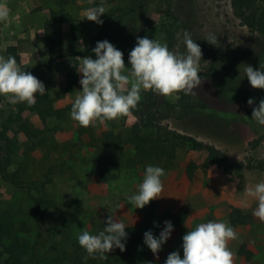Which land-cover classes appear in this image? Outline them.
I'll return each mask as SVG.
<instances>
[{
  "label": "rangeland",
  "instance_id": "1",
  "mask_svg": "<svg viewBox=\"0 0 264 264\" xmlns=\"http://www.w3.org/2000/svg\"><path fill=\"white\" fill-rule=\"evenodd\" d=\"M100 3L0 0L11 13L8 22H0V55L7 57V46L15 45L21 67L42 81L46 90L43 96L37 94L32 106L13 105L0 96V149L2 145L4 152L11 154L8 163L0 165L5 167L4 174L0 172V208L12 215L18 234L29 241L25 264L55 258L58 262L51 263L70 264L65 261L66 254L69 257L81 249L76 231L96 234L94 226L105 227L110 216L127 226L128 238L125 250L114 249L103 264H164L173 251H180L183 258L182 237L199 223H230L232 207L251 215L246 224L230 223L239 235L238 240L229 242L235 253L234 264H264V222L253 216L257 201L246 193V189L264 181V167L257 166L264 159V126L251 119L253 108L264 99V89L251 87L243 72V64L254 69L264 66V33L250 32L241 25L232 13L230 0H172V12L186 22L175 50L185 51L182 35L188 30L202 49V83L194 89L196 95L184 98L180 93L165 97L146 90L139 103H155L161 109L169 104L173 110L162 123L226 152L232 171L205 177V152L191 155L188 149L181 150L176 173L162 178L163 196L139 209L128 203L127 197L136 192L147 165L162 167V163L136 155L127 132L130 118L121 116L85 128L71 119L70 112L82 90V74L74 67L78 64L76 57L95 59L92 49L98 41L108 40L128 61L138 33L149 32L147 21L153 5L132 13V0H104L107 13L101 16L103 25H98L85 16L89 8ZM19 5L31 11L23 14ZM48 9L67 14L75 25L71 30L68 23L61 24L68 54L54 62L51 59L56 53H49L44 43L43 22ZM72 31L79 36L75 43ZM209 33L218 37L216 45L204 40ZM222 55L232 60L218 65L215 57ZM69 76H75L72 85ZM249 98L254 100L251 106ZM189 107L194 110L188 112ZM191 159L197 168L188 179L184 170ZM102 168L116 173V178L101 181ZM179 212H186V217L180 227L174 228L157 259L144 245V233L151 230L158 236L164 221H171L167 214Z\"/></svg>",
  "mask_w": 264,
  "mask_h": 264
},
{
  "label": "clouds",
  "instance_id": "2",
  "mask_svg": "<svg viewBox=\"0 0 264 264\" xmlns=\"http://www.w3.org/2000/svg\"><path fill=\"white\" fill-rule=\"evenodd\" d=\"M107 13L104 0L98 6L87 10L85 18L98 25H103L101 16ZM10 10L0 5V22H8ZM181 40V34L177 33ZM216 45L218 37L209 33L205 39ZM188 30L183 31V53L170 49L165 38L149 39L137 37L134 48L128 54V65H125L124 54L108 40L98 41L91 56L76 57L74 65L78 74H82L79 90L72 103L70 117L81 127L95 126L97 122L115 120L135 109L142 98V92L151 90L161 96H173L180 92L184 95H196L194 89L202 83L199 75L200 61L203 58L201 46ZM243 68L251 87L264 89V66L254 69L251 65ZM38 96L46 94L45 85L31 72L25 71L12 55H0V96L10 104L26 103L32 106ZM248 105L254 100L249 98ZM252 120L264 126V99L253 108ZM165 169L149 164L145 167L142 182L134 194L127 197L128 203L135 208L143 209L151 201L161 198L164 190L163 177ZM249 197L257 201L253 216L264 222V181L246 189ZM102 231L91 234L83 230L77 235L79 245L87 257L107 260L108 253L114 249L124 251L128 233L126 225L110 216ZM155 226H159L156 224ZM174 225L164 221V228L158 236L151 230L144 233L143 243L154 255L170 239ZM239 239V235L228 221L209 220L199 223L188 230L182 237L183 258L180 251L170 253L164 264H234V251L229 247L230 241Z\"/></svg>",
  "mask_w": 264,
  "mask_h": 264
},
{
  "label": "trees",
  "instance_id": "3",
  "mask_svg": "<svg viewBox=\"0 0 264 264\" xmlns=\"http://www.w3.org/2000/svg\"><path fill=\"white\" fill-rule=\"evenodd\" d=\"M153 5L151 14L147 21V28L149 32H140L137 37L143 38L147 36L149 39L161 37L165 38L169 48L174 49L177 45V33H180L186 28V22L172 12V0H156V3H152V0H132L129 11L135 13L144 6ZM230 7L233 15L240 21L241 25L245 26L250 32L264 33V0H230ZM43 22L44 43L49 53H56L55 57L51 59V62L56 61L58 58L67 55L66 47L62 39L61 24L66 22L70 25L71 30H75L73 20L67 14H60L54 9H48L45 12ZM71 40L75 43L78 40V34L72 31ZM7 56L12 55L18 62L17 47L15 45H9L6 48ZM234 58V57H233ZM229 60H232L228 58ZM224 55L221 57H215V62L218 65L224 66L226 62ZM125 61V60H124ZM19 64V62H18ZM125 65H128V61H125ZM127 67H130L128 65ZM26 71V70H25ZM69 84L75 82V76H69ZM183 98V92H180ZM246 108V106H245ZM173 110L170 105L167 104L165 109L159 108L155 103L151 105L144 102L139 103L137 109L131 110L127 115H124V119L130 118L127 126V132L129 136V143L135 150L137 156L145 159H157L162 164V168L165 169L166 176H172L176 173L179 164V154L181 150H186L191 155L195 153L205 152L203 173L205 177L211 178L218 172L224 174H230L232 171V165L227 160L226 152L220 150L214 145L198 140L193 136L179 133L170 129L168 126L162 123L164 117L168 112ZM193 107L187 109L191 112ZM4 138V137H3ZM256 141L253 142V144ZM10 141L7 140V147ZM0 151L4 152L1 145ZM5 154V155H4ZM3 156L0 152V165L1 163H8L11 154L6 150ZM259 168L264 167V159L258 162ZM197 165L193 159L189 160L186 164L184 173L188 179H192ZM5 170V167H0L1 174ZM116 173H109L107 168H102L99 172V179L106 182L112 178H116ZM167 216L171 218V223L174 228L180 227L186 217V212H179L177 214L168 213ZM251 218L250 214H244L240 208L232 207L229 213V220L232 225H242L249 222ZM22 225V223H21ZM18 226L12 215L0 208V264H25L24 255L29 248V241L25 237H21L18 234ZM104 229V225L98 224L94 226L96 234ZM77 235L79 231H76ZM76 242L78 240L76 239ZM81 249L71 254H66L65 261L70 264H103L106 260H100L96 262V259L86 258L87 253L79 245ZM111 252H114L111 251ZM110 252V253H111ZM109 254V253H108ZM109 256V255H108ZM109 261V258H107ZM57 261L58 258L49 261H43L41 264H54L51 261ZM120 260V257H119ZM58 262V261H57ZM63 264V263H58Z\"/></svg>",
  "mask_w": 264,
  "mask_h": 264
},
{
  "label": "crops",
  "instance_id": "4",
  "mask_svg": "<svg viewBox=\"0 0 264 264\" xmlns=\"http://www.w3.org/2000/svg\"><path fill=\"white\" fill-rule=\"evenodd\" d=\"M7 8L10 9L9 6H7ZM15 10H16V9H15ZM20 10H21V11L23 12V14H24V13H27V12H26L27 10H29V12H30V11H31V8L24 9V7H23L22 5H21V6L19 5V11H20Z\"/></svg>",
  "mask_w": 264,
  "mask_h": 264
}]
</instances>
